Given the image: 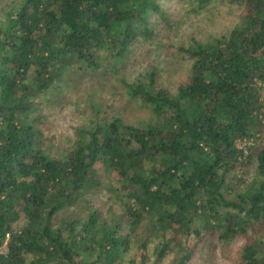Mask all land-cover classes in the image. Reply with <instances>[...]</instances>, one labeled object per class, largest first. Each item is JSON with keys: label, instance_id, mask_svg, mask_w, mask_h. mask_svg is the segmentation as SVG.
Here are the masks:
<instances>
[{"label": "trees", "instance_id": "1", "mask_svg": "<svg viewBox=\"0 0 264 264\" xmlns=\"http://www.w3.org/2000/svg\"><path fill=\"white\" fill-rule=\"evenodd\" d=\"M224 1L241 20L179 48L192 63L176 93L154 73L125 83L151 118H95L65 157L46 147L32 100L148 37L156 2L22 0L0 22V264H189L205 235L243 238L239 264H264V148L242 189L227 178L244 162L237 142L264 128V0ZM109 173L118 210L102 215L85 197Z\"/></svg>", "mask_w": 264, "mask_h": 264}, {"label": "rangeland", "instance_id": "2", "mask_svg": "<svg viewBox=\"0 0 264 264\" xmlns=\"http://www.w3.org/2000/svg\"><path fill=\"white\" fill-rule=\"evenodd\" d=\"M153 1L157 9L148 19V37L139 36L120 58L101 52V68L97 72L88 73L84 66H75L56 90L32 100L37 108L35 116L41 117L40 128L50 153L65 157L66 150L74 147L76 129L88 128L95 118L109 120L119 116L133 125L143 124L152 117L151 110L130 97L125 83L145 82L154 73L160 86L176 93L189 79L192 63L179 48H186L194 41L208 42L228 35L243 15L239 6L224 0ZM21 4L22 0H0V22L8 19ZM260 87L264 103V83ZM237 147L243 150L244 162L227 176L235 190L242 189L255 175L256 159L250 156L264 148V128L261 133L237 142ZM113 178L114 174H107L103 189L85 197L86 202L100 206L102 215L109 209L118 210L113 201L118 185ZM205 236L202 237L211 241L198 242L197 246L191 242L194 252L189 264H239L243 238L227 245L217 236ZM1 251L7 253L6 244ZM151 253L149 260L153 261L155 255Z\"/></svg>", "mask_w": 264, "mask_h": 264}, {"label": "built area", "instance_id": "3", "mask_svg": "<svg viewBox=\"0 0 264 264\" xmlns=\"http://www.w3.org/2000/svg\"><path fill=\"white\" fill-rule=\"evenodd\" d=\"M238 142H243V141H238Z\"/></svg>", "mask_w": 264, "mask_h": 264}]
</instances>
